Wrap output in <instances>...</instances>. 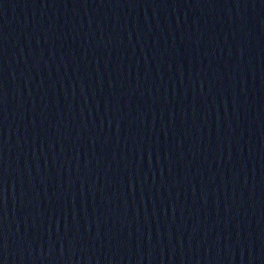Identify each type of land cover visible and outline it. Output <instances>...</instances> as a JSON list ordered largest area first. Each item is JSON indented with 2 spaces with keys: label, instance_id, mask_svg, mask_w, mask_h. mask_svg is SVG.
<instances>
[{
  "label": "water",
  "instance_id": "water-1",
  "mask_svg": "<svg viewBox=\"0 0 264 264\" xmlns=\"http://www.w3.org/2000/svg\"><path fill=\"white\" fill-rule=\"evenodd\" d=\"M0 264H264V0H0Z\"/></svg>",
  "mask_w": 264,
  "mask_h": 264
}]
</instances>
